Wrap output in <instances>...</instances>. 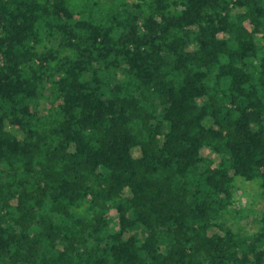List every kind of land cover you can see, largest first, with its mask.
<instances>
[{
  "label": "trees",
  "instance_id": "obj_1",
  "mask_svg": "<svg viewBox=\"0 0 264 264\" xmlns=\"http://www.w3.org/2000/svg\"><path fill=\"white\" fill-rule=\"evenodd\" d=\"M252 181L264 0H0V264H264Z\"/></svg>",
  "mask_w": 264,
  "mask_h": 264
},
{
  "label": "rangeland",
  "instance_id": "obj_2",
  "mask_svg": "<svg viewBox=\"0 0 264 264\" xmlns=\"http://www.w3.org/2000/svg\"><path fill=\"white\" fill-rule=\"evenodd\" d=\"M240 184H243L241 186L240 189H238L237 191V196L239 197L238 198V203L237 205H241L242 207L246 208L247 206H251V207H254L255 204H257L255 207H259V208H262L263 207V202L261 200H258V201H253V198L250 196L249 192L251 191V189L253 191H257V187L254 186V184L256 185L257 183L255 181H252V182H239ZM257 186V185H256ZM248 191V192H247ZM254 204V205H253ZM116 216H114L112 219L114 220L113 222H116V219H115ZM253 219L254 216L251 215L249 217H246L244 218L243 220L240 221L241 224L243 225H247L248 227H251V224H253ZM116 224L113 223V226H115ZM117 226H115L116 228ZM254 226L251 227V229L253 228Z\"/></svg>",
  "mask_w": 264,
  "mask_h": 264
}]
</instances>
